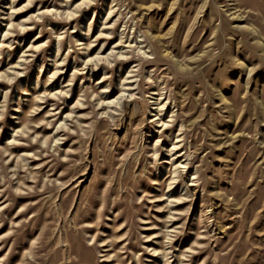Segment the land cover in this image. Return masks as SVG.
<instances>
[{
	"label": "rangeland",
	"instance_id": "1",
	"mask_svg": "<svg viewBox=\"0 0 264 264\" xmlns=\"http://www.w3.org/2000/svg\"><path fill=\"white\" fill-rule=\"evenodd\" d=\"M0 264H264V0H0Z\"/></svg>",
	"mask_w": 264,
	"mask_h": 264
}]
</instances>
